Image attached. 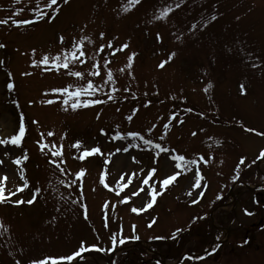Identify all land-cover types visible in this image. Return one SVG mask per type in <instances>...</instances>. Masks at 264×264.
<instances>
[{"label":"rangeland","instance_id":"rangeland-1","mask_svg":"<svg viewBox=\"0 0 264 264\" xmlns=\"http://www.w3.org/2000/svg\"><path fill=\"white\" fill-rule=\"evenodd\" d=\"M17 1L0 0V20H8L7 24H0V40L5 45L0 51V61L3 62V66L0 64V140L18 134L23 120L11 103L6 87V82L12 80V93L27 117L29 135L37 130V137L49 140L46 130H51L53 139L66 145L73 162L82 160L79 168L70 163L71 166L75 169L84 166L102 173L104 182L109 185L104 187L109 191L94 195V198L99 196L89 202L86 218L80 202L67 199L68 193H65L60 175L57 176L43 162H37L30 169L29 179L34 188H43L40 200L34 206L26 207V201L34 194L33 189L25 190L28 185L23 187L25 178L15 163L21 152L10 142L0 144V176H7L3 182L0 178V184L5 188V197H10L6 201L16 206L20 204L13 201H25V205L18 209L10 204L0 205V223L4 226L0 228V236L3 235V239L0 238V264H34L46 257L66 256L80 241L93 242L87 226L94 230L100 227V199L113 197L118 200L117 193L121 192L128 195L138 192L133 195L134 205L138 209L144 207L139 213L145 214L139 219L130 215L128 210L121 212L126 230L132 222L143 225L158 214L155 225L147 227L145 224L139 228L145 237L150 238L157 232L166 233L163 230L171 233L183 225L180 220L186 216L185 223L194 213L207 214L214 210V225H218L219 218L227 221L231 213L233 234L229 240L232 242L199 264H264V227L257 231L260 217L264 220V193L257 196L239 189L238 192L242 193L237 203L229 197L219 203L216 199L222 187L219 181H227L225 185L231 187L229 171L239 165L241 158L245 163L239 165L238 176L247 167H253L254 157L264 147V135L243 130L255 129L257 133H264V0H140L128 11L124 10L128 0H69L61 8L55 6L59 9L58 14L47 12L54 15V19L49 21L45 17L39 23L38 13L42 10L33 7L46 0H20L25 3L22 6ZM169 7L172 10L161 17L162 10ZM20 10L25 11L21 13ZM20 13L22 17L15 16ZM26 19L36 24L17 26L13 22ZM101 33H104L103 39ZM61 35L63 45L59 42ZM80 40H83L86 53L82 58L85 63L70 64V68L83 72L86 77L71 76L63 68L56 71L51 64L32 65L33 60H40L44 55L55 57L68 51L71 43ZM108 41H112L114 48L123 44H128V48L114 55L107 47L99 52V46L107 45ZM132 53L136 55L130 61ZM172 53L175 55L169 60ZM164 61H167L164 66L159 67ZM93 63L101 65L98 76L90 74ZM109 70L113 75L111 82L106 80ZM88 80L101 83L104 90L110 86L118 87L119 93L115 96L119 95L124 102L108 103L99 99L103 102L76 110L68 106L65 111L64 97L51 90L68 86L75 90L78 86H86ZM241 84L246 89L245 94L241 92ZM130 96L136 100H131ZM152 97H156L158 103H153ZM186 98L199 107L200 112L204 108L212 112L199 119L189 114L183 117V125L179 117H172V130L164 143L184 152L188 160L195 159L197 163L191 167L200 169L209 187L205 191L203 185L194 187V171L172 188V194L163 197L156 213L154 210L148 213L146 205L151 202L150 190L158 188L165 177L178 172L176 161L170 157L167 148L158 161L156 146L162 137L164 121L179 109L170 102ZM49 100L55 103H47ZM144 100L148 103L146 106L140 104ZM163 101L166 103L160 105ZM213 114L220 116L221 120L214 121ZM32 121H35L36 129L30 128ZM132 133H138L136 139ZM125 136L128 140L123 139ZM147 140L152 143H145ZM77 141L80 142L79 148L74 147ZM36 146V138L25 142L27 150H34ZM94 147H99L100 153L80 158L85 150ZM139 148L145 151L141 152ZM67 150L63 152L65 156ZM201 156L204 160H200ZM30 159L32 162L40 160ZM61 160L69 163L68 157ZM258 165L264 171V161H259ZM151 169H156L155 173H150ZM145 179L148 184L143 183ZM244 180L240 178V181ZM122 184L126 185L123 189ZM18 186L23 190L17 191ZM92 186L88 180L86 194L89 199ZM188 191L191 195L187 194ZM200 192H204L203 201L192 203L193 200L199 201ZM225 193L227 188L222 195ZM177 194L182 206L176 202ZM255 197H259L256 208L252 207ZM215 204L218 206L212 208ZM188 205L194 207L187 210ZM182 209L186 212L180 211ZM244 227L248 228L245 230ZM201 230L192 227L186 231L200 233ZM225 234L226 230L222 236ZM199 236L205 239L208 235L200 233L195 237ZM197 238H184L183 242L191 248L197 246ZM162 248L166 249L167 244ZM169 252L170 256L174 255L171 250ZM85 259L90 264L92 258L86 256Z\"/></svg>","mask_w":264,"mask_h":264},{"label":"snow or ice","instance_id":"snow-or-ice-1","mask_svg":"<svg viewBox=\"0 0 264 264\" xmlns=\"http://www.w3.org/2000/svg\"><path fill=\"white\" fill-rule=\"evenodd\" d=\"M68 2H69V0H63V3H65V4H67ZM139 2H140V0H128V5L125 7L124 10L128 11L132 6H134L135 4H138ZM56 4H57V0H51V2L48 3L46 6L48 8H51L53 13L58 14L59 9L58 8H53V5H56ZM171 10L172 9L170 7L163 9L162 12L160 13V16L161 17L167 16V14ZM46 16L48 17L49 21H51L52 19L55 18V16L51 15L50 13H44V12L38 13V18L39 19H44ZM213 19H215V17H213ZM13 22L17 26H19L20 24L28 25V24L34 23L35 21L26 19V20H22V21H13ZM7 23H8V20H0V24H7ZM100 36H101V39H103L104 33H101ZM157 36L159 38V34H157ZM83 39H88V38L84 37ZM59 42L62 45L64 44V37L62 35L59 37ZM3 47H5V45L4 44H0V48H3ZM105 47L111 49L112 51H111L110 54L114 55L116 52L123 51L124 49L128 48V44H123V45H120L118 48H114L113 44H112V41H108L107 45L101 44L99 46V48H98V51L99 52H103ZM83 48H84L83 40L74 41L73 43H71V46H70L68 51H65L62 54L57 55L55 57H51L49 55H44L42 57V59H40V60H33L32 61V65L35 67V66H40L41 64L45 65V66L51 64L53 66V69L56 70V71L61 70V68L67 69L69 75L77 77V78H84V73L83 72H81V71H73L72 68H70V64H77V63L84 64L85 63V59H82V58L86 57V53L83 50ZM32 51H33V54H34L35 53V49H33ZM135 55H136L135 53H132L129 56V60L130 61L133 60ZM174 55H175L174 53L170 54L169 60ZM166 62L167 61L161 62V64L158 65V66L159 67H163L164 63H166ZM2 63L3 62L0 61V64H2ZM128 67L131 68V63L128 64ZM91 68L93 69L91 71V73H90L91 75H93V76L100 75L101 65L99 63H93L91 65ZM45 70H52V69L46 68ZM25 74L26 75H30V73H25ZM106 76H107V80L109 82H111L113 80V75H112V72L110 70L106 72ZM7 87L11 91V90L14 89V84L13 83H9L7 85ZM98 90L99 89L93 84V82L91 80H88L87 83H86V86H78V87L75 88V90H71V86H68V87H63V88L52 89L51 91L54 92V93H60L64 97L63 104L66 106L65 107V111H67L68 110V106H70L72 110H76L77 108H80V107H88V106H91V105H94V104L102 103L103 101H101L99 99H84V100L81 99V97L94 96ZM112 90L114 92L117 89L113 88ZM205 91H207V89H205ZM241 92H242V94H245V92H246V89H245L243 84H241ZM108 98L112 99V96L109 95ZM46 102L47 103H52L51 100L46 101ZM189 111H191V109H189ZM173 118H175V117H173ZM128 119L131 120L132 117L129 116ZM165 127H167V125H165ZM248 131H256V130L255 129H248ZM25 132H26L25 126H24L23 122H21V124L19 126V129H18V134H14L13 136L10 137V139L0 140V144H7V143L10 142L13 145L19 146L21 144V142H22V138L24 137ZM258 134L264 135V133H258ZM48 135L51 136V135H54V133L49 132ZM131 135L135 137V136L138 135V133H132ZM193 135H195V133H193ZM145 143L151 144L152 141L151 140H147V141H145ZM217 143H219V142H217ZM45 147H48V146L42 144L41 145V150H43ZM52 147H55V146H52ZM74 147L79 148L80 147V142L77 141L76 144L74 145ZM156 147L159 148L160 146L157 145ZM120 150L121 149H117V151H120ZM123 150L127 151V149H123ZM100 151L101 150L99 149V147H94V148H92L90 150H85L83 155L80 158L83 159L85 156L97 154V153H100ZM51 154L53 156L59 157V156L62 155V151H60V150L52 151ZM262 158H264V150H261L259 156L257 157V159H262ZM24 159H27V156H25ZM173 159L178 161V163L175 165L176 168H183L185 170H189V167L191 165H194V164L197 163V161L195 159L186 160L183 155L175 156V157H173ZM200 160H204V157L201 156ZM52 162L56 163V161H52ZM179 162H182V163H179ZM204 162L206 163L207 161L205 160ZM0 163H2V161H0ZM15 163L20 164L21 163L20 159L19 158L16 159ZM244 163H245L244 158H241L240 161H239V165H243ZM239 165L237 167H239ZM57 167H59V165H57ZM61 171H63V169H61ZM155 171H156V169H151L150 173H155ZM83 173H84V170H81V172L78 173L77 175L78 176H82ZM21 175L23 177V174H21ZM179 175H180V172H176V173H173L172 175H169V176L165 177L164 179H162L159 182L161 187L162 188H166L168 185H170L172 182H174ZM194 177H195L194 187H201V180L203 179V177L200 175L198 170L194 173ZM6 178L7 177L5 176L4 179H6ZM121 178L123 179V177H121ZM148 182L149 181L147 179H145L143 181L144 184H148ZM101 183H103L105 187H109V185L104 182L103 175L101 176ZM125 186L126 185H124V184L120 185L121 189H123V187H125ZM23 187H27V182L26 181H25ZM23 187H19L18 186L17 191H22ZM140 190L143 191V189H140ZM4 191H5V188H4L3 184H0V203H4L7 200V198L4 195ZM35 191L38 193L39 189H37ZM117 194H119V193H117ZM137 194H138V192H134L133 193V195H137ZM160 194H162V193L157 192L156 189L153 187L150 190L151 202L148 203L146 205V207L147 208L152 207L153 204L156 201L157 195H160ZM187 194L191 195V192H189ZM10 195H15V193H10ZM198 195L199 196H203V192L198 193ZM129 199H130L129 197H124L123 198V202H127ZM34 200H35V196H33L32 199H29L26 202L28 204H32V203H34ZM196 202H197L196 200L192 201V203H196ZM13 203L21 204V203H25V201L16 200V201H13ZM105 207H107V205H105ZM143 210H144V207H141L139 209L135 208V207L132 208L133 212H141ZM248 214H250V213H248ZM85 217L87 218V210H86V208H85ZM149 226H151V224ZM3 227H4L3 224L0 223V228H3ZM179 231H180V229H177V232H179ZM113 243H115V241H113ZM120 243L123 244L124 240H120ZM93 249L96 250V251H103V249L98 248L96 245H92L90 247H85L83 242H82L80 248L78 250L72 252L69 255L60 256V257H46L44 259H41L39 261L34 262V264H49V262H51V264H64V262H67V264H71V262L74 261L76 258H78V257L82 258V254L84 252H87V251H90V250H93Z\"/></svg>","mask_w":264,"mask_h":264},{"label":"trees","instance_id":"trees-1","mask_svg":"<svg viewBox=\"0 0 264 264\" xmlns=\"http://www.w3.org/2000/svg\"><path fill=\"white\" fill-rule=\"evenodd\" d=\"M115 89H117L116 87H115ZM250 174H246V175H244V176H249ZM252 176V175H251ZM170 248H172V245H170Z\"/></svg>","mask_w":264,"mask_h":264},{"label":"bare ground","instance_id":"bare-ground-1","mask_svg":"<svg viewBox=\"0 0 264 264\" xmlns=\"http://www.w3.org/2000/svg\"><path fill=\"white\" fill-rule=\"evenodd\" d=\"M2 175V174H1Z\"/></svg>","mask_w":264,"mask_h":264}]
</instances>
